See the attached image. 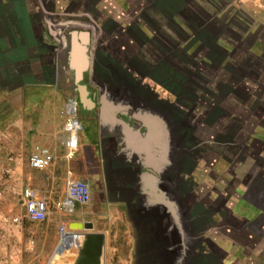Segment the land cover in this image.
<instances>
[{
  "label": "crops",
  "instance_id": "crops-1",
  "mask_svg": "<svg viewBox=\"0 0 264 264\" xmlns=\"http://www.w3.org/2000/svg\"><path fill=\"white\" fill-rule=\"evenodd\" d=\"M31 1L0 0V108L11 122L19 111L23 120L27 112L38 115L33 121L40 123L46 115V134L58 137L46 150L59 164L66 103L72 93L77 100L69 83V36L51 34L49 14ZM144 1L154 4L142 7L150 19L143 21L142 38L152 39L151 53L143 43L134 50L140 64L154 67L151 79L125 76L114 66L107 75L108 55L95 60L98 43L90 38L86 73L98 86L92 92L98 108L86 112L79 155L64 170L90 187L88 210L75 215L93 230L68 232L48 264L70 252L78 259L88 234L102 236L99 264H264V152H255L264 130L255 126L261 104L248 65L227 55L238 24L193 0ZM98 9L90 12L87 32L92 22L99 27L106 20L108 12ZM86 156L96 164L92 177L82 172Z\"/></svg>",
  "mask_w": 264,
  "mask_h": 264
},
{
  "label": "rangeland",
  "instance_id": "rangeland-1",
  "mask_svg": "<svg viewBox=\"0 0 264 264\" xmlns=\"http://www.w3.org/2000/svg\"><path fill=\"white\" fill-rule=\"evenodd\" d=\"M114 1L113 3H110V0H32L31 2L32 6H34L33 4H37L39 8L44 9L49 14L47 15V20L52 25L51 34L62 30L63 36L67 39L71 31H87V19L90 17V10L95 4H97V10L100 8L103 11L102 4L108 3L114 10L124 14L122 9H126V7L122 8V5H130L132 2V0L127 2L126 0ZM193 1L204 9H207L208 14H214L219 20L224 19L222 17L226 16L228 21L232 20L234 24H238L239 38L235 42V45L229 48L230 53H227V55L230 57L237 56L240 65L246 64L245 58L247 56L253 57L249 59V63L255 62V67L252 70H255L256 74H259L258 78L253 81L255 95L257 94L255 102L261 104V107L256 108L255 126L256 130L263 131L264 94L262 95V93H264V61L261 63L256 58H259L261 61L264 56V0ZM211 3L215 5L214 7L221 8L222 10L217 12L215 9H211L214 8ZM142 5L144 6V3ZM228 37L230 36L228 35ZM237 46L238 50L235 52ZM259 63L262 64L260 67L257 65ZM246 68L247 71L251 69L250 66ZM246 76L248 77V75ZM249 81L251 80L249 79ZM69 83H71L72 88L75 87L71 77ZM56 87H58V83ZM72 94L73 97L70 99L76 100L75 94ZM30 106L32 109L34 104ZM7 116H10V113L0 108V264H48L57 250L58 243H60L58 227L63 225L65 231L71 233L80 230V228L76 227L78 222H76L75 214L80 211L85 213L88 210L89 204L86 206H76L72 214L62 216L61 218L58 217L57 211L52 206L50 209L51 214L47 221L40 224H31L24 219L22 193L27 188L41 196H46L48 193H57L51 195V201H56L58 198V188L66 172L64 165L67 161L72 164L76 155L77 157L79 155L78 149L72 156L68 157V149L65 143L64 160L61 158L62 160L58 164V155L56 154L57 159L51 167L43 171H34L29 167L31 154L36 148L52 150L54 142L57 143L58 141V137L53 141L46 134L49 131L45 127L44 119L46 115L43 116L41 123L39 119L33 121L34 116L38 115L32 116L31 113L28 116V112L26 120L22 119V111L15 113L14 122L7 121ZM89 116L90 114L81 109L79 115L77 114V120L80 125ZM90 123L91 126L94 124V122ZM86 126L90 127L89 123ZM100 134H105L102 126L100 127ZM81 135L86 137L85 134ZM50 141L52 143L49 144ZM61 150L57 152L60 155L63 153ZM260 151L264 152V143L259 138V140L256 139L255 152L259 153ZM86 160L87 164L82 166V172L92 177L97 172L96 164L94 160H91L87 156ZM71 172L74 175L72 170ZM81 179L85 180L83 177ZM94 192L95 190L92 192V198ZM69 254L72 256L65 255L58 259L55 264H75L77 259L75 252H70Z\"/></svg>",
  "mask_w": 264,
  "mask_h": 264
},
{
  "label": "flooded vegetation",
  "instance_id": "flooded-vegetation-1",
  "mask_svg": "<svg viewBox=\"0 0 264 264\" xmlns=\"http://www.w3.org/2000/svg\"><path fill=\"white\" fill-rule=\"evenodd\" d=\"M91 1V0H89ZM131 1V0H126ZM138 1V2H136ZM134 2V3H133ZM94 3V2H93ZM133 3V4H131ZM130 5H122V8L126 7V9H122L121 14L115 15L116 12H114V8L110 7L107 3V9L105 7V13L106 14V20L105 22L98 27L97 24L91 23V27H94V30L89 29L90 38L94 41H97L98 48L95 50L94 55H96L95 60L97 58L98 54L105 53V55H108L109 62L111 64L110 73L107 74L111 76L113 66L121 72L123 75L127 74H137L141 79L142 78H150L153 72V66H150L149 64H140L137 60H140L138 58H135V56L138 53H135V46L136 44H142L145 46V51L148 55L151 53V41L152 39L147 38L145 42H143L142 38V24L143 21L147 22L150 19L147 17L148 15L145 13V9H142L144 7L142 3L145 4V7H152L153 2H146L144 0H132ZM97 4L94 5V7L90 10L91 13L94 12V9L96 8ZM154 7V6H153ZM145 16V18H144ZM128 18L127 20H125ZM147 20V21H146ZM146 27V26H145ZM141 29V30H140ZM94 32V33H93ZM145 37H147L144 34ZM132 45V46H129ZM124 46V47H123ZM238 49V46L237 48ZM235 49V50H236ZM102 51V52H101ZM152 56V55H151ZM122 58L123 61H121V65H119L117 59ZM142 61V60H141ZM108 76V77H109ZM82 83L86 85L87 91L89 93V98L94 102L95 106L93 108V113L96 112L98 108V96L95 94V96H92L93 89L98 90V86L93 87L91 84V81H88L87 73L84 74ZM98 83V82H97ZM101 85V84H99ZM136 85V84H135ZM92 113V114H93ZM96 115V114H95ZM96 117V116H95ZM106 128V127H105ZM108 137H112L113 132H109ZM244 179H246L244 177ZM245 180H243L244 182Z\"/></svg>",
  "mask_w": 264,
  "mask_h": 264
},
{
  "label": "built area",
  "instance_id": "built-area-1",
  "mask_svg": "<svg viewBox=\"0 0 264 264\" xmlns=\"http://www.w3.org/2000/svg\"><path fill=\"white\" fill-rule=\"evenodd\" d=\"M75 104V108L71 115L66 114L64 121V131L67 134L66 148L68 149V157L72 156L78 149V133L81 126L77 120L78 102L74 99H69ZM75 140V146L69 145L70 139ZM55 162L53 153L46 149L36 148L29 158V167L34 171H43L51 167ZM91 192L88 183L77 179L70 170H66L63 179V195L54 204L51 201L50 195H38L31 189H25L22 193L23 215L24 219L31 224H40L48 220L51 214V207L60 215L72 214L76 206H86L90 203ZM68 234L65 227H58L59 242ZM60 244V243H59Z\"/></svg>",
  "mask_w": 264,
  "mask_h": 264
},
{
  "label": "water",
  "instance_id": "water-1",
  "mask_svg": "<svg viewBox=\"0 0 264 264\" xmlns=\"http://www.w3.org/2000/svg\"><path fill=\"white\" fill-rule=\"evenodd\" d=\"M89 42L90 35L87 31L74 30L69 33L68 68L73 73L78 105L86 112L91 111L95 106L89 98L86 85L82 83L84 74L89 67L87 54ZM76 227L85 231L93 230L91 223L76 224ZM101 240L102 236L100 234H88L75 264H99Z\"/></svg>",
  "mask_w": 264,
  "mask_h": 264
},
{
  "label": "bare ground",
  "instance_id": "bare-ground-1",
  "mask_svg": "<svg viewBox=\"0 0 264 264\" xmlns=\"http://www.w3.org/2000/svg\"><path fill=\"white\" fill-rule=\"evenodd\" d=\"M76 106H75V104L74 103H72L70 100H68V102L66 103V107H65V114H68V115H71L72 113H73V111H74V109H76L75 108ZM134 138V137H133ZM70 139V138H69ZM69 145H70V147L72 146H75V140H69ZM149 150V149H148ZM150 151V150H149ZM163 178V177H162ZM165 178V177H164ZM171 179V178H170ZM153 182V181H152ZM155 185V184H154ZM166 185V184H165ZM169 191V190H168ZM170 193V192H169ZM167 201V200H166ZM158 203V202H157ZM164 203V202H163ZM163 206H165V205H163ZM168 209H169V207H168ZM169 211V210H168ZM155 215H156V213H155ZM155 217V216H154ZM170 217H172V216H170ZM175 219H176V217H174ZM176 221H177V219H176ZM183 240V239H182ZM183 243V242H182ZM184 245V244H183Z\"/></svg>",
  "mask_w": 264,
  "mask_h": 264
},
{
  "label": "trees",
  "instance_id": "trees-1",
  "mask_svg": "<svg viewBox=\"0 0 264 264\" xmlns=\"http://www.w3.org/2000/svg\"><path fill=\"white\" fill-rule=\"evenodd\" d=\"M211 4H213V3H211ZM237 48V47H236ZM235 48V49H236ZM237 50L238 49H236L235 50V52H237ZM253 57L252 56H247L246 58H245V60H246V64L245 65H248V66H250L251 67V69L250 70H248L249 71V75L251 76V77H253L254 79H256V78H258V76H259V74H256V71L255 70H252L253 69V67H255V62L254 63H249V59H252ZM259 62H261L262 63V61H264V56H263V58H262V60L260 61V59L259 58H256ZM249 63V64H248ZM252 64V65H251ZM258 65V67H260V65H262V64H257ZM256 65V66H257ZM240 66H242V65H240ZM264 70V69H263Z\"/></svg>",
  "mask_w": 264,
  "mask_h": 264
}]
</instances>
